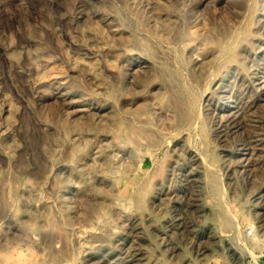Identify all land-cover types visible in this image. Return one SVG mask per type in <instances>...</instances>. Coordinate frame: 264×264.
Wrapping results in <instances>:
<instances>
[{"label":"rangeland","instance_id":"obj_1","mask_svg":"<svg viewBox=\"0 0 264 264\" xmlns=\"http://www.w3.org/2000/svg\"><path fill=\"white\" fill-rule=\"evenodd\" d=\"M263 11L0 0V264H264Z\"/></svg>","mask_w":264,"mask_h":264},{"label":"bare ground","instance_id":"obj_2","mask_svg":"<svg viewBox=\"0 0 264 264\" xmlns=\"http://www.w3.org/2000/svg\"><path fill=\"white\" fill-rule=\"evenodd\" d=\"M264 12V11H263ZM262 16V15H261ZM194 45V44H193ZM192 45V46H193ZM190 51V50H189ZM191 51L193 52V51H197V50H195L194 48H192L191 49ZM195 53H197V52H195ZM192 57H193V55H192ZM53 71H54V69H52ZM256 76V75H255ZM254 78H256V79H253L252 81L254 82V84L256 85L255 86V88L256 89H259L258 90V92H259V94L260 95H263V94H261V93H263L264 92V88L260 85L261 83L257 80V77H254ZM262 81V80H261ZM258 83V84H257ZM264 83V82H263ZM258 85V86H257ZM264 97V96H263ZM213 115V114H212ZM213 119H214V117H213ZM230 122H231V126H232V129H236L238 126L236 125V123H235V120L233 119V118H231L230 119ZM253 122V121H252ZM256 122H258V118H256L255 119V123ZM255 125V124H254ZM215 126V125H214ZM216 129V128H215ZM214 130V129H213ZM233 132V131H232ZM129 171V170H128ZM226 218V217H225ZM224 218V219H225ZM225 225L226 226H230L231 228L230 229H232V227H233V222L231 221V220H228V217H227V220L225 221Z\"/></svg>","mask_w":264,"mask_h":264}]
</instances>
